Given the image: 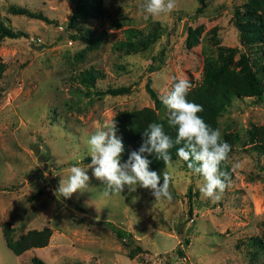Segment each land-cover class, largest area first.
Listing matches in <instances>:
<instances>
[{
  "label": "rangeland",
  "instance_id": "obj_1",
  "mask_svg": "<svg viewBox=\"0 0 264 264\" xmlns=\"http://www.w3.org/2000/svg\"><path fill=\"white\" fill-rule=\"evenodd\" d=\"M143 3L0 0L6 23L29 35L0 42V59L7 64L0 92V264H35L36 257L43 264H250L247 239L264 237V155L250 150L246 132L264 125V97L235 99L217 119L221 139L241 134L220 168L230 187L219 201L201 197L202 175L182 161L160 174L161 183L163 173L171 177L170 201L156 200L139 185L134 192L126 185L106 195L92 169L88 187L70 199L56 191L73 166L87 170L86 141L101 125L118 112L154 107L145 91L149 79L160 97L179 79L194 86L202 79L203 60L219 45L241 48L253 66L264 65L258 47L242 46L233 25L235 12L250 0H176L170 14L147 19ZM11 4L41 11L50 22L11 14ZM75 10L86 12L81 34L99 35L98 46L64 29ZM128 27L146 36L161 30L147 50L117 51ZM153 65L158 68L150 71ZM90 68L105 74L97 89L130 85V90L116 97L87 91L75 76ZM159 113L165 118L170 110L165 106ZM131 153L124 144L121 164ZM7 222L15 239L49 228V245L16 256L3 238ZM114 230L125 231V237L117 238ZM254 264H264V254Z\"/></svg>",
  "mask_w": 264,
  "mask_h": 264
},
{
  "label": "trees",
  "instance_id": "obj_2",
  "mask_svg": "<svg viewBox=\"0 0 264 264\" xmlns=\"http://www.w3.org/2000/svg\"><path fill=\"white\" fill-rule=\"evenodd\" d=\"M203 2V0H199ZM9 13L14 15L25 16L30 19H39L49 21L50 19L41 11H32L29 8L11 4L8 8ZM85 11L75 10L71 14L64 29L72 31V37L85 39V43L89 46H98L101 37L96 35L93 38H89L88 35L81 34L82 29L79 26V22L84 16ZM234 27L237 30L239 42L242 46H257L260 52L259 58L264 60V0H250L243 7V11L235 12V19L233 22ZM160 28H155L147 36L142 31L136 30L135 27H128L124 29V39L118 41L115 44V49L121 52H139L147 50L153 42L159 37ZM79 33L78 35L76 33ZM90 33V32H89ZM191 31L188 32V34ZM29 38V35L19 29L15 30L10 24L6 23L5 18L0 12V42L7 38ZM189 44H192L190 42ZM237 57V59H236ZM259 59V60H260ZM254 59L253 63L257 61ZM248 54L241 48H229L219 45L215 55L206 56L203 60L202 79L198 84L191 86V89L187 95V99L190 102L203 106V111L199 115L204 121L212 128H218L217 119L219 116L225 114L228 108L232 105L233 100L239 98H251L255 100H262L264 97V84L262 82L264 78V65L256 68L250 62ZM264 62V61H263ZM256 65V64H255ZM154 67V68H153ZM150 71L158 68L153 65ZM7 71V64L0 59V92L2 91L1 81ZM259 71H262V76L259 75ZM105 74L96 69L90 68L80 72L75 76L77 81L84 86L87 91H92L99 95H111L122 96L130 90L129 86L120 87H108L105 89H97L96 84L98 79ZM153 82L148 80L145 91L154 101L153 108H143L140 110H124L118 112L113 118L112 122H116V135L122 140L123 145L131 151H138L144 141L143 133L148 128L149 124L155 122L160 123L164 127V131L169 135L173 141H175L178 135V127L172 126L169 123L170 113L164 118L160 115L159 111L165 108V105L161 102L160 95L152 89ZM247 141L250 143V150L260 155H264V125L252 126L247 132ZM240 133L226 134L221 142H227L231 145V154L233 149L240 143ZM185 144L182 141L180 144H174L169 150L171 155V161L169 164L176 161H182L187 169L194 172L188 167V162L184 161L177 155V150L183 147ZM228 154V155H229ZM148 159L151 161L149 169L156 171L159 175L169 165L158 159L153 153L148 155L145 153ZM88 163H91V158L88 159ZM222 167V163L219 166ZM14 227L10 222L4 225L3 238H5L6 245L15 253L16 256H21L25 252L36 248H46L50 242L51 230L49 228L30 230L24 234H21L17 239L13 237ZM117 238L123 239L125 237V231L114 230ZM248 247V254L250 264H254L256 258L260 254H264V237H249L246 241ZM140 249V248H138ZM183 252H180V255ZM33 263L43 264V261L34 258ZM73 264V263H65Z\"/></svg>",
  "mask_w": 264,
  "mask_h": 264
},
{
  "label": "clouds",
  "instance_id": "obj_3",
  "mask_svg": "<svg viewBox=\"0 0 264 264\" xmlns=\"http://www.w3.org/2000/svg\"><path fill=\"white\" fill-rule=\"evenodd\" d=\"M176 8V0H144L141 9L153 18L170 14ZM191 84L186 79H179L171 90L161 94V102L170 110L169 123L178 127V135L173 139L164 131L160 123H151L144 131V141L138 151L130 154L126 163L121 164L120 156L124 151L122 140L116 135V122L106 121L86 141L91 163L87 170L79 166L70 169L68 178L61 179L57 193L70 199L78 190L88 187L90 177L88 169H92L93 176L104 182L107 192L121 193L127 185L130 191H136L137 185L150 189L156 200L165 198L171 200L169 191L171 177L149 169L151 161L145 155L155 153L165 165L171 161L169 150L174 144L185 142L177 150V155L188 162V167L195 173L202 175L204 183L199 187L202 198L219 201L225 189L230 187V177L220 170V164L227 160L231 145L221 142L219 129H212L199 115L204 109L202 105L190 102L187 95ZM239 167L233 165V170Z\"/></svg>",
  "mask_w": 264,
  "mask_h": 264
}]
</instances>
